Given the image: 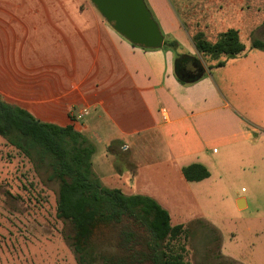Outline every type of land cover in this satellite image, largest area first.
<instances>
[{
	"label": "crops",
	"instance_id": "obj_1",
	"mask_svg": "<svg viewBox=\"0 0 264 264\" xmlns=\"http://www.w3.org/2000/svg\"><path fill=\"white\" fill-rule=\"evenodd\" d=\"M146 2L164 39L176 40L186 53L198 56L192 41L197 33L214 43L220 33L234 29L246 47L245 54L212 69L198 82L183 85L174 75L173 52L163 47L134 46L109 26L89 0H0V43L29 45L37 55L42 49L34 46L66 49L69 40L83 34L86 28H100L104 32L109 58H113V79L121 74L127 77L131 98L144 111L131 121L140 123L139 129L123 128L114 113L117 104L114 88L113 94L99 93L94 98L77 92L74 96L79 104L70 105L60 116L56 114L59 116L56 121L47 123L74 124L82 134L91 125L87 137L97 145V151L104 142L106 146L113 142L109 151L113 156L110 171L105 168L108 156L101 155L97 162L96 156L92 158L99 176L125 194L160 200L170 210L171 224L175 226L206 214L201 209L196 213L201 195L216 193L228 185L238 190L236 179H232L235 176L230 174L241 168L245 158L254 169V190L264 189V127L247 115L248 104L243 102L247 93L253 94L257 80L264 78V51L251 47V36L260 34L264 24V0ZM87 12L97 15V21L90 27L85 22ZM92 116L88 124L86 120ZM105 117L113 126L112 133L98 130ZM124 146L128 148L126 151ZM147 151L154 154L156 161L147 162L150 156ZM193 164L204 166L209 177L199 182L187 181L183 169ZM160 165L167 168L168 176L157 173L161 171ZM125 171L134 174L133 179L124 180ZM155 174L164 177L165 183L157 184ZM185 181L196 187L198 193L183 190ZM235 192L238 210L247 209L248 197L242 195L243 191ZM188 199L195 204V212L184 209Z\"/></svg>",
	"mask_w": 264,
	"mask_h": 264
},
{
	"label": "rangeland",
	"instance_id": "obj_2",
	"mask_svg": "<svg viewBox=\"0 0 264 264\" xmlns=\"http://www.w3.org/2000/svg\"><path fill=\"white\" fill-rule=\"evenodd\" d=\"M94 21H97V15L94 17L93 13L87 12L86 25L90 27ZM90 28L71 38L66 49L34 46L42 49L37 55L29 45L0 43L2 101L28 108L38 115L35 118L41 122L56 121L64 109L79 104V99L74 96L77 92L94 98L99 93L113 94L114 88L117 102L114 113L119 116L123 128L139 129L140 123L131 121L141 117L140 113L144 114V111L131 98L127 77L121 74L113 79V58H109L104 32L100 28ZM251 37L252 40L260 38L264 41V24L260 34ZM245 42L248 43L247 40ZM254 85L253 94L247 93L243 102L248 104L247 115H252V119L264 127V78ZM93 116L86 120L88 124ZM91 129V125L84 128L86 138ZM98 130L112 133L113 126L107 122V117L101 120ZM112 144L106 146L104 142L98 151L94 144L97 154L92 157L96 156L94 160L97 162L101 155L108 156L105 166L108 171L113 158L109 153ZM146 154H150L147 162L156 161L153 153L147 151ZM159 168L161 171L157 170V173L169 175L167 168L162 165ZM94 171L103 186L117 188L112 187V182H105L95 168ZM232 174L238 190L228 185L216 193L201 195L196 213L201 209L206 214L183 222L187 232L167 245L173 252L181 253L190 264H264V189L254 190L255 173L247 158ZM155 175L157 184L165 183L164 177ZM133 177L130 171L124 172V180ZM185 184L183 190L197 192L196 187H190L186 181ZM235 191H243L242 195L248 197L250 205L247 209L238 210ZM208 192H212L211 186ZM57 198L58 184L47 180L45 169H37L0 137V264H79L78 255L71 245L72 226L57 218ZM158 203L170 211L160 200ZM173 206L177 208V203L174 202ZM183 206L185 210L195 212V204L190 199ZM126 228L125 223L113 224L98 232L88 249L89 256L95 260L86 264H105L102 256L127 255L129 252L124 249L127 245H120L121 232ZM128 228L134 230L133 227ZM135 231L143 235L142 230Z\"/></svg>",
	"mask_w": 264,
	"mask_h": 264
},
{
	"label": "trees",
	"instance_id": "obj_3",
	"mask_svg": "<svg viewBox=\"0 0 264 264\" xmlns=\"http://www.w3.org/2000/svg\"><path fill=\"white\" fill-rule=\"evenodd\" d=\"M192 41L198 56L186 53L174 39L165 38L163 44L174 54V75L183 85L198 82L212 69L225 66L229 59L243 56L246 50L234 29L220 33L214 43L202 33L194 35ZM251 47L264 51V41L254 39ZM0 137L37 169L44 168L48 181L58 184L57 218L72 226L71 245L79 264L95 260L88 249L98 232L122 223L134 228L121 232L120 245H127L124 249L129 253L102 256L105 264H190L181 253L167 248L168 243L187 232V226H173L169 212L152 197L128 195L103 186L92 163L96 146L74 124L41 122L26 109L0 98ZM183 175L187 181L199 182L208 178L209 172L193 164L183 169ZM135 229L142 230L143 235Z\"/></svg>",
	"mask_w": 264,
	"mask_h": 264
},
{
	"label": "water",
	"instance_id": "obj_4",
	"mask_svg": "<svg viewBox=\"0 0 264 264\" xmlns=\"http://www.w3.org/2000/svg\"><path fill=\"white\" fill-rule=\"evenodd\" d=\"M119 35L146 49H161L164 36L145 0H89Z\"/></svg>",
	"mask_w": 264,
	"mask_h": 264
},
{
	"label": "built area",
	"instance_id": "obj_5",
	"mask_svg": "<svg viewBox=\"0 0 264 264\" xmlns=\"http://www.w3.org/2000/svg\"><path fill=\"white\" fill-rule=\"evenodd\" d=\"M127 149H128L127 146H124V147H123V150H124V151H126Z\"/></svg>",
	"mask_w": 264,
	"mask_h": 264
}]
</instances>
